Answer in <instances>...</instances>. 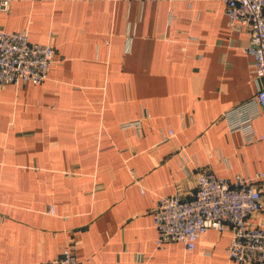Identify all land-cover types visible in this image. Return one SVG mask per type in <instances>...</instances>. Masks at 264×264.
I'll return each mask as SVG.
<instances>
[{"label": "crops", "instance_id": "1", "mask_svg": "<svg viewBox=\"0 0 264 264\" xmlns=\"http://www.w3.org/2000/svg\"><path fill=\"white\" fill-rule=\"evenodd\" d=\"M0 25L57 49L46 81L0 86V264L52 262L70 243L82 264H238L230 230L159 246L151 213L202 170L264 171V140L222 118L261 86L225 3L13 0Z\"/></svg>", "mask_w": 264, "mask_h": 264}, {"label": "built area", "instance_id": "2", "mask_svg": "<svg viewBox=\"0 0 264 264\" xmlns=\"http://www.w3.org/2000/svg\"><path fill=\"white\" fill-rule=\"evenodd\" d=\"M12 1L0 0V14L10 10ZM221 1L226 5L231 29L250 34L245 50L253 57L254 71L261 81L256 95L227 109L222 118L231 132L243 135L245 143H256L264 140V134L258 135L254 126L264 115V0ZM56 61L57 49L52 43L31 42L27 29L10 31L0 25V86L42 83ZM129 126L140 127V122ZM51 212L54 213L53 208ZM151 213L159 246L180 241L192 250L209 229H227L232 234L227 247L231 260L238 264H264V171L250 177L239 174L232 181L210 169L202 170L197 189L190 197L162 196ZM42 264L82 263L75 244L70 243L59 258Z\"/></svg>", "mask_w": 264, "mask_h": 264}]
</instances>
